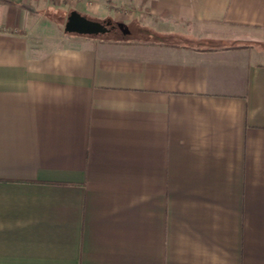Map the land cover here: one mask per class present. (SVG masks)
Wrapping results in <instances>:
<instances>
[{
    "label": "crops",
    "instance_id": "obj_1",
    "mask_svg": "<svg viewBox=\"0 0 264 264\" xmlns=\"http://www.w3.org/2000/svg\"><path fill=\"white\" fill-rule=\"evenodd\" d=\"M0 264H264V0H0Z\"/></svg>",
    "mask_w": 264,
    "mask_h": 264
},
{
    "label": "water",
    "instance_id": "obj_2",
    "mask_svg": "<svg viewBox=\"0 0 264 264\" xmlns=\"http://www.w3.org/2000/svg\"><path fill=\"white\" fill-rule=\"evenodd\" d=\"M67 22L63 29L65 33L79 36H99L109 32V24L98 22L82 15L74 10L67 16Z\"/></svg>",
    "mask_w": 264,
    "mask_h": 264
},
{
    "label": "rangeland",
    "instance_id": "obj_3",
    "mask_svg": "<svg viewBox=\"0 0 264 264\" xmlns=\"http://www.w3.org/2000/svg\"><path fill=\"white\" fill-rule=\"evenodd\" d=\"M67 14L64 16V21H66V19L68 18L67 16H69L68 14H70L69 12H66ZM58 19H59V17H58ZM58 26V33H59V24L57 25ZM64 29V27L62 28V29H60V30H63ZM63 33H64V30H63ZM65 35H69V34H67V33H65Z\"/></svg>",
    "mask_w": 264,
    "mask_h": 264
}]
</instances>
